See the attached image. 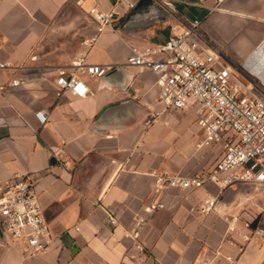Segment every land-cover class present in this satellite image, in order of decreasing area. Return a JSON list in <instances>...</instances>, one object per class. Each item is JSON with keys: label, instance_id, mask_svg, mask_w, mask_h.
I'll use <instances>...</instances> for the list:
<instances>
[{"label": "crops", "instance_id": "crops-1", "mask_svg": "<svg viewBox=\"0 0 264 264\" xmlns=\"http://www.w3.org/2000/svg\"><path fill=\"white\" fill-rule=\"evenodd\" d=\"M161 1L174 12L155 1L162 16L158 12L147 19L146 8L135 11L140 0H0V61L11 66L0 71V178L32 176L55 239L50 253L33 258L0 230V264H198L203 253L234 252L225 242V215L199 212L209 194L217 195L214 185L156 192L153 176L206 172L222 148H198L203 132L193 114L164 109L154 74L126 64L130 47L163 44L200 21L194 8L206 10L205 19L238 15L244 21L253 37L245 52L225 38H214L204 26L200 30L224 54L233 53L245 63L264 40V0ZM229 1L244 6V12L226 8ZM98 7L119 19L114 28L100 34L96 23L63 28L75 12L92 19L90 10ZM188 8L193 14H186ZM133 14L140 16L124 32ZM77 32L85 39L97 35V40L88 49L83 44L76 48ZM86 50L92 64L129 70L133 77L128 87L121 89L126 82L121 76L105 86L100 79L87 78L88 97L60 92L55 86L57 69ZM108 107L94 134L92 126ZM38 111L49 113L44 127L35 118ZM188 113L192 116L186 122ZM57 154L66 164L58 162ZM238 194L235 190L233 198ZM159 202L165 208L149 216L142 228L147 249L139 254L126 232L135 231L136 220L148 217L145 207ZM245 203L252 214H261L264 228V197ZM109 212L116 214L117 226L108 222ZM129 255L136 260L130 261ZM240 264H264V240L253 241Z\"/></svg>", "mask_w": 264, "mask_h": 264}, {"label": "built area", "instance_id": "built-area-1", "mask_svg": "<svg viewBox=\"0 0 264 264\" xmlns=\"http://www.w3.org/2000/svg\"><path fill=\"white\" fill-rule=\"evenodd\" d=\"M167 10L172 8L162 2ZM217 3L222 0H216ZM134 5H130L133 9ZM100 34L106 27L114 28L119 19L114 13L101 8L90 10ZM196 20L181 33L171 35L159 45L145 48L130 47L127 66L154 74L158 88V100L164 109L188 111L195 117L203 132L198 148L220 146L222 155L206 172L181 176L169 172L154 174L156 192L166 190L196 191L207 184L214 185L217 195H210L199 209L200 214L214 212L216 203L225 189L236 183L264 185V40L242 66L220 51L200 30ZM97 35L85 39L88 49L94 45ZM255 53H257L255 55ZM263 61V64L261 63ZM249 63L263 69L262 75L250 69ZM0 61V71L10 69ZM113 66L92 64L87 50L77 54L68 66L57 69L55 86L60 92L83 99L91 94L86 79L99 80ZM19 83L13 82V86ZM35 118L40 126H46L49 113L38 111ZM59 163L66 164L63 155H56ZM161 202L144 208L148 217L135 221V231L126 232L139 254L147 246L141 240V230L149 222V216L163 210ZM228 222L225 242L234 252H217L208 264H240L241 257L255 240H264L261 214H252L248 203L241 205L235 216L225 215ZM108 222L119 224L114 212L108 213ZM0 230L9 242L19 246L22 252L36 258L48 254L54 246V236L44 216L31 175L14 179L0 178ZM130 261L137 256L129 255Z\"/></svg>", "mask_w": 264, "mask_h": 264}, {"label": "water", "instance_id": "water-1", "mask_svg": "<svg viewBox=\"0 0 264 264\" xmlns=\"http://www.w3.org/2000/svg\"><path fill=\"white\" fill-rule=\"evenodd\" d=\"M156 0H140V2L137 4L135 11H138L139 9L146 8L147 13L145 14L147 19H150L151 17H157L158 12L160 11L156 6L154 5V2ZM140 14H133L129 16L126 19V24L123 26L122 30L124 32H129L132 25L135 24V21L138 20ZM158 16H162V13L159 12ZM87 16L83 15L81 16L78 12H75L71 20L66 19V21L63 23V28H68L67 24H69L70 28L73 26H76L78 24H82L84 21V18ZM91 19V18H90ZM89 24L95 25V22L91 19V22L89 20ZM257 53H255L256 55ZM115 76H121L123 78H126L125 84L121 87V89H126L132 79V73L125 69L122 66H117L111 71H109L104 77L100 79V86H105L108 81L115 77ZM111 108H106L101 115L97 118L96 122L92 126V131L94 134L97 133L99 130L98 126L100 125L102 118L106 114L108 110ZM239 191V198H233V192ZM259 197H264V185L263 184H257V183H236L232 186H229L227 189L223 191V193L220 195L216 206L214 208V212H217L220 215H228V216H235L239 213L240 207L243 203L248 202L251 199H257ZM214 258L213 252H206L203 253L198 260V264H208L212 261Z\"/></svg>", "mask_w": 264, "mask_h": 264}, {"label": "rangeland", "instance_id": "rangeland-1", "mask_svg": "<svg viewBox=\"0 0 264 264\" xmlns=\"http://www.w3.org/2000/svg\"><path fill=\"white\" fill-rule=\"evenodd\" d=\"M231 4V1H229V3L225 4L224 6L237 12H244V6H231ZM189 9L190 8H188L186 14L189 15V13H197L198 16L196 17L200 20L199 22L201 23V28L204 29L203 26L206 27L214 36H216L214 38H217L218 40H223V38H225L227 44L236 45L239 48H242L243 52L247 50V46L253 44V37L246 31V24L243 23L244 21L240 20V17L238 15H226L224 17L221 15H216L213 18L205 19V14L207 12L206 10L194 8L193 10L195 12L193 11L192 13L189 11ZM89 20V17L84 18V21L81 25H87ZM76 36L75 46L77 48L79 46H82V42L85 40L86 36L85 34L78 32ZM229 56H231L230 58L238 65L242 66L244 64L243 61L235 59L233 53H230ZM191 116L192 115L188 113L187 117L185 118L186 122L190 119Z\"/></svg>", "mask_w": 264, "mask_h": 264}, {"label": "bare ground", "instance_id": "bare-ground-1", "mask_svg": "<svg viewBox=\"0 0 264 264\" xmlns=\"http://www.w3.org/2000/svg\"><path fill=\"white\" fill-rule=\"evenodd\" d=\"M261 63L263 64V61H261ZM261 63H259V64H261ZM249 64H250V66H249L250 69H253V70L256 69L257 74L262 75L263 69L262 68H259L260 65L258 63H256L257 68L253 65L254 63L253 64L252 63H249Z\"/></svg>", "mask_w": 264, "mask_h": 264}]
</instances>
